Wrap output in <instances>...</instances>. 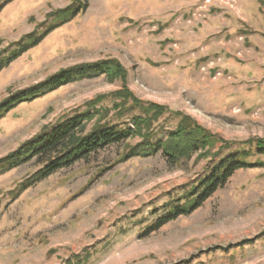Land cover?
<instances>
[{"label":"rangeland","instance_id":"obj_1","mask_svg":"<svg viewBox=\"0 0 264 264\" xmlns=\"http://www.w3.org/2000/svg\"><path fill=\"white\" fill-rule=\"evenodd\" d=\"M78 3L81 13L0 72V103L80 65L111 62L120 76L82 80L12 109L0 119V159L115 93L163 109L153 125L164 128L159 137L180 116L210 147L174 167L161 153L119 162L141 141L134 136L20 193L40 168L36 159L0 175V264H264V166L237 171L194 212L145 234L219 157L264 141V0H0V60L42 32L52 13ZM129 105L113 110L105 100L108 113L84 131Z\"/></svg>","mask_w":264,"mask_h":264},{"label":"trees","instance_id":"obj_2","mask_svg":"<svg viewBox=\"0 0 264 264\" xmlns=\"http://www.w3.org/2000/svg\"><path fill=\"white\" fill-rule=\"evenodd\" d=\"M84 9L85 4L78 3L74 7L52 13L50 15L52 20L42 32H31L18 43L13 44V49L0 60V72L15 61L19 55L37 46L49 33L75 18ZM116 74L120 76V72L116 73L111 68V62L80 65L61 70L50 76L47 81L18 91L3 100L0 103V119L17 106L31 103L63 86L99 76L116 77ZM107 99L110 100L113 110L120 108L123 103L125 105L130 103V105L128 109L118 111L110 121L102 122V124L97 123L90 131L85 132L86 124L94 116L100 113H108L101 106ZM97 105L101 107L97 109L95 107ZM88 107L92 108V110L90 109L91 113L87 111L63 117L24 142L14 152L1 158L0 175L36 159L40 168L31 179L19 186L18 192L20 193L59 170L89 159L105 148L113 145H124L134 136L141 138V141L133 147H126L118 159L119 162H126L131 158H149L161 153L162 158L174 167L180 160L187 159L199 150L210 147L208 135L179 115L175 127L172 130L164 131L166 137H159L158 131H162L164 128L160 126L156 131L153 125L165 115V111L152 105L143 106L134 102L129 96L115 93ZM241 146L228 152L225 156L219 157L206 170L205 175L195 183V186L184 191L180 197H175L173 203L166 205L163 213L145 229V234L155 232L165 224L174 222L178 217L187 216L194 212L216 191L224 188L228 180L237 171L258 169L264 166V162L259 159L264 156V141H251ZM181 200L183 201L182 204H180ZM86 258L81 261L79 257H75L73 261L66 263L85 264Z\"/></svg>","mask_w":264,"mask_h":264}]
</instances>
